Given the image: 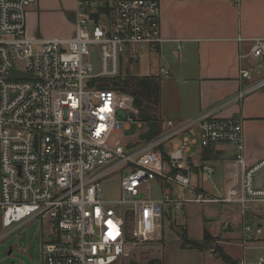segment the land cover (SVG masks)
I'll return each mask as SVG.
<instances>
[{
  "label": "built area",
  "instance_id": "built-area-1",
  "mask_svg": "<svg viewBox=\"0 0 264 264\" xmlns=\"http://www.w3.org/2000/svg\"><path fill=\"white\" fill-rule=\"evenodd\" d=\"M36 1L0 0L2 226L12 231L31 220L46 222L48 239L40 244L39 264L121 263L136 241L143 244L154 233L163 204L227 205L239 214L236 244L243 252L261 240L264 157L247 161L240 119L205 113L180 127L166 121L172 129L162 133L160 124V132L137 149L124 148L120 129L135 118V105L133 93L117 78L124 57L135 61L163 41L159 0H112L102 8L77 0L71 35L31 39L26 17ZM250 51L264 61V38H255ZM13 70L25 75H11ZM160 72L169 76L163 67ZM240 72L250 78L248 71ZM193 128L194 133L162 151L165 140ZM113 134L117 137L111 141ZM195 143L201 149L219 143L233 148L217 195L191 182ZM120 166L127 169L120 194L106 197L101 178ZM198 169L211 181L214 167L209 161ZM153 179L165 187L163 200L147 199L141 189ZM172 183L182 189L179 198L171 196ZM140 192L144 196L137 198ZM129 204H138V212ZM229 227L223 221L222 229ZM237 264H264V255L254 260L242 256Z\"/></svg>",
  "mask_w": 264,
  "mask_h": 264
},
{
  "label": "crops",
  "instance_id": "crops-1",
  "mask_svg": "<svg viewBox=\"0 0 264 264\" xmlns=\"http://www.w3.org/2000/svg\"><path fill=\"white\" fill-rule=\"evenodd\" d=\"M85 1L91 7H99L112 0ZM76 2L37 0L27 10V35L31 39L51 38L38 33L39 25L47 20L45 17L49 13L56 23L69 27L68 36L71 35L73 27L70 21L74 17ZM159 3L163 41L149 53L169 62L168 77L172 71L177 80L174 90L176 107L175 110L170 106L167 109L160 107L155 114L151 113L152 119L159 120L158 114L162 111L166 115H175L176 119H167L174 127L194 121L205 113L214 118L240 119L247 161L263 158L264 83L259 82L264 79V66L257 67V64L264 61L254 57L250 48L255 38H264V0H159ZM241 70L248 71L250 78L243 77ZM195 130L176 134L179 141L171 147ZM160 148L164 153L171 149L167 150L164 145ZM232 156L230 144L219 143L201 149L195 143L190 151L192 184L204 189L198 169L204 160L211 165L212 162L220 165L223 184V166ZM239 225L233 228L238 229ZM224 231L221 224L217 232H208L214 238L219 236L223 239L229 237Z\"/></svg>",
  "mask_w": 264,
  "mask_h": 264
},
{
  "label": "rangeland",
  "instance_id": "rangeland-1",
  "mask_svg": "<svg viewBox=\"0 0 264 264\" xmlns=\"http://www.w3.org/2000/svg\"><path fill=\"white\" fill-rule=\"evenodd\" d=\"M44 23L39 25L41 35L48 37H66L69 33V27L62 26L52 19L49 13ZM73 27V19L70 21ZM33 23L30 25L32 30ZM32 27V28H31ZM29 31V30H28ZM31 34V33H30ZM36 49L37 46H33ZM149 50L141 53L137 60L128 61L124 57L122 76L144 77L152 76L159 84L158 97L152 95L150 99L143 100L146 104L145 108L148 112L155 114L162 107L167 109L169 106L175 110L176 95L174 93L176 77L170 71V77H165L160 72L161 66L170 69L168 61L165 58H158ZM259 64H261L259 66ZM257 64V67L264 66V62ZM125 88L121 81H117ZM131 91V90H130ZM157 100V101H156ZM156 108V110H155ZM139 108L135 106V118L126 121L127 127L120 129L123 135L122 143L124 148L132 151L143 144L139 140L138 135L142 132L147 124L142 121L139 115ZM161 124L162 133L172 129L166 125L167 119H176L175 115H166L163 111L158 114ZM140 122V125H138ZM162 135V134H159ZM117 137V134L111 136V141ZM179 141V136H172L163 142L167 150L171 148V144ZM215 167V172L211 176V181L202 178L204 189L211 195H217V191H222V178L220 165L212 162ZM127 172L123 166L113 169L101 178L103 192L106 197L117 198L120 194V179ZM141 189L146 193L147 199L153 201L163 200L165 197V187L158 179L148 181L142 184ZM182 194V189L176 184H171V196L179 198ZM138 212V204H129ZM227 205L221 203H184L181 206L174 207L163 204L162 211L156 214L154 233L146 238L144 245L139 246L138 241L133 245L134 260L140 264H146L154 258L159 260L160 264H229L222 260L217 253L212 255L209 251L211 248L215 252L217 249H223L224 253L230 256L231 259L240 258L243 255L248 260H254L260 255H264L262 247V239H264V225L259 235V241L252 244L245 252L234 242H238L239 234L237 229L240 224V218L237 211L229 209ZM224 220H228L231 226L224 231L227 238H219L216 236L214 244L193 245L194 242H201L205 231L215 233L220 229ZM131 220L128 222V233L132 229ZM10 228L4 227L1 224L0 211V264H39L40 261V244L48 239L46 222H41L39 219L31 220L18 228L9 231ZM138 246V247H137ZM137 247V248H136ZM136 248V249H135ZM11 249V253L7 251ZM132 253V252H131ZM237 262V260H236ZM114 264H123V262H115Z\"/></svg>",
  "mask_w": 264,
  "mask_h": 264
},
{
  "label": "trees",
  "instance_id": "trees-1",
  "mask_svg": "<svg viewBox=\"0 0 264 264\" xmlns=\"http://www.w3.org/2000/svg\"><path fill=\"white\" fill-rule=\"evenodd\" d=\"M102 8L101 6H99ZM118 81H121V83L125 86V88H129L131 92L134 95V105L139 108L140 111H149L147 107L145 108L146 104L143 100L150 99L153 96L158 97L159 92V84L152 76H144V77H131V76H122L121 74L117 78ZM158 100V99H157ZM156 100V101H157ZM214 237L208 232L205 231L204 235L201 239V242H194L193 245H211L214 241ZM144 245L140 244L139 246ZM138 247V246H137ZM136 247V248H137ZM135 248V249H136ZM134 250H132V253L126 257L123 261V264H140L136 262L133 258ZM219 257L222 258L223 261L229 263V264H237L235 259H231L229 256H227L222 249L218 248L217 252ZM146 264H160L159 260L154 258L152 260H149Z\"/></svg>",
  "mask_w": 264,
  "mask_h": 264
},
{
  "label": "water",
  "instance_id": "water-1",
  "mask_svg": "<svg viewBox=\"0 0 264 264\" xmlns=\"http://www.w3.org/2000/svg\"><path fill=\"white\" fill-rule=\"evenodd\" d=\"M92 58H93V63L95 66V54H92ZM11 75L14 76H24L25 74L22 72H18L13 70ZM132 117H134V115L132 114ZM138 117L147 123V127L139 133L138 138L140 141H144L148 138H150L151 136H154L156 134H158L160 132V122L158 120L152 119L151 113L148 111H140ZM144 196L143 192H140V194L138 195L137 198H141ZM11 253V249H9L7 251V254Z\"/></svg>",
  "mask_w": 264,
  "mask_h": 264
}]
</instances>
